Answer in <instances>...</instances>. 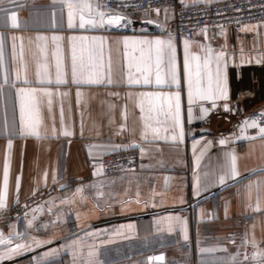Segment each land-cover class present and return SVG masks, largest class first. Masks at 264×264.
Returning <instances> with one entry per match:
<instances>
[{"label":"crops","instance_id":"crops-1","mask_svg":"<svg viewBox=\"0 0 264 264\" xmlns=\"http://www.w3.org/2000/svg\"><path fill=\"white\" fill-rule=\"evenodd\" d=\"M67 2L0 0V197L10 210L45 193L0 225V254L28 245L0 264H264V135L239 121L264 109V21L190 39L168 31L169 8L72 0L69 27ZM212 113L240 124L212 133ZM127 149L142 168L104 176L99 161Z\"/></svg>","mask_w":264,"mask_h":264},{"label":"built area","instance_id":"built-area-1","mask_svg":"<svg viewBox=\"0 0 264 264\" xmlns=\"http://www.w3.org/2000/svg\"><path fill=\"white\" fill-rule=\"evenodd\" d=\"M103 7L118 9L120 11H148L155 8H169L173 12V18L168 23V31L182 38H194L197 29L229 27L240 31L249 22L264 21V0H217L202 4H186L184 0H99ZM213 108V104L206 105ZM228 119L231 124L226 128H215L214 120ZM250 120L255 121L250 134L260 132L264 125V117L261 112H254L248 118L239 120L240 123ZM210 131L226 136L231 132L234 122L231 118L221 114H210L205 118ZM252 121V122H253ZM143 161L135 149H127L116 153H110L99 161V168L104 176L117 173L137 171L142 168ZM45 193L40 190L32 196L19 201L13 209L0 207V225L17 221L28 212L43 203ZM189 258L193 259V251L189 248ZM254 264H260L259 260H248Z\"/></svg>","mask_w":264,"mask_h":264},{"label":"snow or ice","instance_id":"snow-or-ice-1","mask_svg":"<svg viewBox=\"0 0 264 264\" xmlns=\"http://www.w3.org/2000/svg\"><path fill=\"white\" fill-rule=\"evenodd\" d=\"M84 6L90 8V5H88V4H85ZM67 7L69 8V27H72V14H73L72 13V10L75 7V5L73 4L72 0H68ZM99 15H100V21H99V23L102 24L104 22V14L103 13H100ZM11 19H12L13 26L15 27L16 26V22H17L16 15L13 14L12 17H11ZM120 19H121L120 17H115V18L109 19L108 20V23L114 24V23H117ZM84 23L85 22L83 21V18H81L80 27H83L84 26ZM87 23L96 24L97 22L95 20H89V21H87ZM142 43H151V42H149V41H142ZM154 43L156 45H158V46L167 43L169 49L170 50L172 49V41H171V39L168 40L167 42L162 41V40H156V41H154ZM185 43H187V41ZM169 65H170V77H171V81L172 82H175L176 81V72H175V66H174V58H170L169 59ZM73 68L75 70V64L73 65ZM73 74L75 75V71H74ZM138 82L139 81H137V83ZM145 83H148V81L145 80ZM159 83H160V78H159V76H157V84H159ZM217 87H218V89L220 91L221 97H225V88L220 85L219 81H218ZM196 91H197V94L200 95V98H206V97L203 96V94H202V92H201V90L199 88H197ZM192 99H193V88H192L191 77H189V100H190V102L192 101ZM176 101H177V103H176V123L178 125L179 124V95L178 94L176 96ZM247 123H248V121H245V124H247ZM252 126H256L255 125V121L252 122ZM260 133L262 135H264V128H260ZM65 134L67 135L68 133H65ZM220 143L223 144L224 141L221 140ZM132 147H136V146L133 145ZM230 172H231V175L233 177H235L236 175H238V173L236 171V157L235 156H232L231 157ZM223 180H224V178L221 177V181L220 182L223 183ZM17 187H19V184L17 185ZM6 188H7V166L5 168V190H6ZM77 191H80V190L78 189ZM3 206H4V204H3V197H0V207H3ZM255 210L256 211H260L259 206H257V208ZM29 226H31V224H29ZM9 235L10 236L11 235H14V233H10ZM2 242H3L2 232H0V243H2ZM253 246H255L254 242H253ZM26 247H28V245H23V244L17 245L15 249H9L8 252L3 253V254H0V259H3L5 257L11 258L12 255L18 254L19 250L24 249ZM89 255L91 256V255H93V253L90 252ZM255 255L256 254H254L253 258H255ZM245 258L247 259V257H245ZM157 259L163 260V257H158Z\"/></svg>","mask_w":264,"mask_h":264},{"label":"water","instance_id":"water-1","mask_svg":"<svg viewBox=\"0 0 264 264\" xmlns=\"http://www.w3.org/2000/svg\"><path fill=\"white\" fill-rule=\"evenodd\" d=\"M262 114L264 115V109L262 111ZM229 124H231V121L228 119H224L219 123L215 124V128H226L227 126H229Z\"/></svg>","mask_w":264,"mask_h":264},{"label":"bare ground","instance_id":"bare-ground-1","mask_svg":"<svg viewBox=\"0 0 264 264\" xmlns=\"http://www.w3.org/2000/svg\"><path fill=\"white\" fill-rule=\"evenodd\" d=\"M217 123H219V121L214 120V126H215V124H217Z\"/></svg>","mask_w":264,"mask_h":264}]
</instances>
